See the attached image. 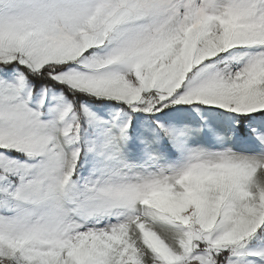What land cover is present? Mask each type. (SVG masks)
Segmentation results:
<instances>
[{"label": "snow or ice", "instance_id": "obj_1", "mask_svg": "<svg viewBox=\"0 0 264 264\" xmlns=\"http://www.w3.org/2000/svg\"><path fill=\"white\" fill-rule=\"evenodd\" d=\"M0 264H264V0H0Z\"/></svg>", "mask_w": 264, "mask_h": 264}]
</instances>
